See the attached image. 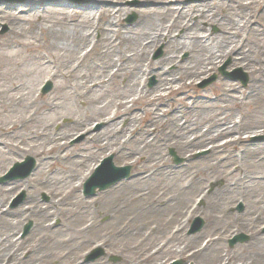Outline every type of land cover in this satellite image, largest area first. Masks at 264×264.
I'll return each instance as SVG.
<instances>
[{"label":"bare ground","instance_id":"bare-ground-1","mask_svg":"<svg viewBox=\"0 0 264 264\" xmlns=\"http://www.w3.org/2000/svg\"><path fill=\"white\" fill-rule=\"evenodd\" d=\"M44 1L31 0V3ZM95 1L96 7L76 10L54 5H29L27 12L18 13L17 10L10 9L1 18L12 23L16 21L17 28H12L9 38L0 44V81L11 84L7 90H0V109L5 118H10L6 114L16 110L17 113L22 111L24 115L21 118L25 126L27 125V130L18 134L16 119H6L12 127L7 128L6 124L0 127V158L4 161L7 155L22 152L35 155L39 161L26 182L15 184L17 188L23 187L30 193L24 205L14 210L4 208L3 196L6 189H0V264H51L52 260L60 259V256L45 251L48 250L46 245L49 243L67 249L68 252L64 256L78 253L77 258H73L70 263L82 264L80 260L84 257L83 247L97 244L92 240L94 236H99L102 241L99 247H110L113 241L129 238L140 241L139 245L129 250L136 252L147 242L142 237L143 222L148 217L161 219L168 212L174 213L169 216L177 217L179 214V217L187 222L179 228L180 233L187 228L194 215L200 212V207L193 205L187 208V203L191 200L189 196L194 192L202 190L201 193H204L202 183L196 181L199 172L203 170L198 168L194 175L189 176L188 186H179L173 194H168L170 196L161 193L156 198L152 192L143 189V185L153 179L154 173H157L155 177H167L166 171H169L171 174L168 177L173 180L178 175V171L170 166L163 168L167 165V159L160 157L161 150L171 146L182 152L211 145L210 152L213 155H221L225 147L246 144L244 139L264 132V126L259 128L258 123L249 125L248 131L246 127V130L240 127L241 122H231L232 107L241 102L233 92L235 87L229 83L222 86V95L218 96L222 100L221 103L224 102L221 106H202L199 103L185 107L181 103L172 110L160 109L162 98L174 94L185 96L183 91L188 79L205 75L209 68L217 67L227 58H231L234 65H241L252 73L254 79L248 95L253 99L257 110L264 105V46L257 44V51L251 47L254 41L264 40V2L260 3L257 11L251 10L246 15L235 12L236 7H243L246 0H204L205 5L202 8L148 7L140 11V18L134 26L123 27L118 25L116 19L125 11L121 6L127 0ZM141 1L144 5L162 3V0ZM207 4L212 7L207 8ZM248 6L253 7V3ZM174 12L179 13V17L168 22ZM23 13L29 14L28 17H22ZM258 22L261 24L257 27ZM206 24L218 25L221 33L212 37L204 36ZM177 32L178 36L175 35ZM95 34L99 36L97 39L94 38ZM159 44L165 46V57L158 62H149L147 66L142 64L144 59L149 58L150 49ZM15 48L17 53L14 52ZM22 50L37 52L36 64L28 71H20L19 56ZM43 51L53 53L54 57L50 54L44 57ZM185 51L189 53L188 61L179 63L177 75L170 77L164 66L175 63ZM90 60L88 65L87 61ZM12 64L14 67L17 64V75L16 70L14 73L8 69H15L11 67ZM6 67V73L2 72ZM148 71L158 77L157 88L153 91L143 87V77L147 76ZM27 78L31 84L24 82ZM34 80L36 85L33 84ZM47 82H54L52 93L47 97L38 96L40 88ZM122 82V92L113 96L111 101H106L104 95H96L105 87L111 84L118 86ZM177 82L179 88L176 86ZM134 88H137L138 98L128 100L126 93L132 92ZM80 90L85 91L84 94L77 93ZM69 91L74 93L70 95ZM69 98L76 102L85 101L91 112L71 118L72 123L69 126L59 133H52L56 118L47 121L43 117L55 113ZM116 102L115 111H108V106ZM143 105L145 108L143 107L142 111L147 114L145 127L140 126V115L135 112L136 107ZM93 119L103 124L97 134L91 133ZM125 120L129 125L124 128L120 125ZM261 124L264 125V121ZM237 129L243 132L240 133ZM79 133L85 135L80 146L84 143L91 144L101 148L100 151L113 146L116 148L113 151L118 152L122 149L119 143V137L122 135L126 137L124 145L140 143V149H128L129 154L134 156V164L142 165L140 173L131 181L120 183L99 198L78 197L80 188L93 175L96 167L93 164L95 155L90 150H85L81 155L66 149L67 141ZM221 139L228 140L220 143ZM247 144L244 146V156L252 159L260 157V162H264V145ZM56 164L64 168H57L52 172V167ZM218 164L217 162L214 167ZM150 170L154 172L150 173ZM239 170L237 167L235 173H242L243 170ZM48 186L62 187L63 191H52V198L45 206L36 195L31 196V192L39 193ZM263 187L264 177L243 173L234 183L226 182L219 192L223 194L221 197L225 194L247 196L257 188ZM128 188L132 189L130 193H126ZM114 195L115 198H112ZM214 196L199 197L202 201L210 200L205 216L208 228L206 226L205 230L215 228L217 231L221 225L224 226L225 217L229 220L232 218L226 216V202L221 201L222 199L213 201ZM163 198L165 208L161 209L159 203ZM99 201L104 211L112 215L118 213L121 220L126 217L127 220L122 221L123 223L119 220L116 228L100 225L97 217L92 216ZM258 203L259 207H255L258 210L261 208L260 212L255 211L253 216L246 214L236 217L235 223H238L240 230L251 233V245L255 246L259 253L251 259L252 263L244 261V255L240 254L231 257L226 264H264V235L257 228L259 219L264 218V200ZM60 213L66 218L67 225L55 227L52 221ZM246 216L250 220H246ZM84 217L92 218L91 222L84 225ZM253 217L257 220L253 221ZM32 218L34 226L30 236L18 238L16 219L19 226L22 220ZM249 223H254L251 231L248 230ZM164 227L165 224L160 231L159 227L156 228L151 236L164 235ZM219 234L214 240L208 241L205 247L202 246L205 241L202 233L186 237L179 245V254L187 256L190 248L199 244L198 250L187 256L195 258L198 264L202 257L210 258L216 254L220 242H224L229 233H221L219 230ZM94 264L105 262L100 260ZM130 264H141L140 258Z\"/></svg>","mask_w":264,"mask_h":264},{"label":"rangeland","instance_id":"rangeland-1","mask_svg":"<svg viewBox=\"0 0 264 264\" xmlns=\"http://www.w3.org/2000/svg\"><path fill=\"white\" fill-rule=\"evenodd\" d=\"M226 1V0H224ZM264 2V0H246L243 7L237 8L235 12L243 13L244 15L249 14L251 10L257 11L260 8V3ZM49 3V4H47ZM204 0H162V3L159 4H149L144 5L141 0H127L126 2L122 3V8L125 10L121 14L117 16V23L118 25H122L123 27H132L134 26L139 18H140V11L144 8L148 7H155V6H175V7H189V6H200V8L203 7ZM253 3V7H249V4ZM44 6V5H54L57 7H66V8H72V10H76L78 8L82 9H88L96 7V1L95 0H45L44 3H31V0H18L15 3H8L6 0H0V44L6 41L11 33L12 28H17V23L15 22H8L3 21L1 18H3V14H6L10 9H15L18 11V13H21L22 11H28L27 6ZM207 8H211V5L207 4ZM33 7H31L32 9ZM25 13L21 14L22 17H28V15H24ZM179 13L174 12L172 13L171 18L168 20V22H171L173 19L178 18ZM197 17V16H196ZM196 20V19H195ZM169 24V23H168ZM261 22H258L256 25L257 27L260 26ZM206 31L203 32L204 36H216L221 33V28L216 25H205ZM39 33V32H38ZM179 32H177L175 35L178 36ZM40 36V33H39ZM38 36V37H39ZM99 36L97 34L94 35V38L97 39ZM253 40V39H252ZM254 41V40H253ZM257 44H261L264 46V40L256 42L251 44V47L253 50L257 51ZM90 48L87 49L89 51ZM262 51V49H260ZM14 52L17 53V48L14 49ZM8 53V51L6 52ZM46 51L42 52V55L44 57L48 56ZM166 51L165 46L163 44H159L158 46L150 49V56L148 59H144V63L146 66L149 62H158L162 60L165 57ZM37 55V52L34 53L31 50H22L21 55L19 56L20 60V71H28L31 68H34V64H36L35 56ZM50 56L53 58L54 54H50ZM22 57V58H21ZM189 53L188 52H182L180 56L178 57L177 61L173 64H166L164 66V69L166 72H168V75L170 77H174L178 73V66L179 63L184 64L188 61ZM93 60V59H92ZM147 60V61H146ZM17 63V56L15 59ZM91 62L87 61V64L89 65ZM15 65V63H14ZM12 64L11 67H14ZM7 68L2 69V72L6 73ZM15 69L8 68L10 71L12 70L17 75V64ZM221 72H225L227 74H230L229 77L222 76ZM147 76L143 77V87H145L148 91H153L157 88L158 84V77L153 74H149V71L146 73ZM214 76H217V80L212 83L211 85L207 87H203L207 82H209ZM244 78H247V84L243 85L242 81ZM254 79V76L252 73L242 67L241 65H234L231 58L225 59L222 63H220L217 67H214L212 69L209 68L208 72L205 75L199 76L197 78L188 79L185 83V90L183 91L186 95H166L162 100L160 101V106L163 110H172L176 108V106L181 103L185 105V107H191L192 104H199L204 105H213L215 107L221 106L223 103L221 98L218 96L222 93V86L226 84H231L235 87V90L233 91L235 96L240 99V104L238 106L232 107L233 111V121L231 119V122H241L240 127L244 130L245 127L248 130V126L252 124H259V128H263V124H261L264 121V105L260 106L257 110L254 101L252 98H250L249 94V88L252 84V81ZM29 78H27L24 82H27L31 84L32 82H28ZM17 81V76H16ZM38 81V80H37ZM48 83V82H47ZM44 84L42 88H40V91L37 93L38 96L47 97L50 95L54 88V82H51L52 88L51 90L44 94L43 90L44 87L47 85ZM34 85H36V80L33 82ZM9 82H3L0 81V90H7L10 87ZM179 82L176 83L177 88H179ZM122 84H111L104 89H102L98 94L96 95H104V99L106 101H111V98L113 96H116L117 93L122 92L121 87H123ZM85 91L80 90L77 91V93L84 94ZM74 93V91H69V94ZM76 93V92H75ZM241 93V94H239ZM74 95V94H72ZM126 96L129 97L128 100H134L138 98L137 96V88L132 90L130 93H126ZM204 98H200V97ZM182 100H185L182 101ZM182 101V102H181ZM116 103H111L107 110L110 112L115 111L114 108L116 107ZM143 106L136 107L137 109L135 112L140 115V126L145 127L146 123L145 120L147 118V114L145 111H142ZM145 108V107H144ZM220 108V107H219ZM216 108H213L215 110ZM90 113L89 107L87 103L83 100L76 102L73 100V98H69L68 102L63 103L60 109L56 110L55 113L52 112L49 115H46L43 117V119H46L47 121H51L52 119L57 120L56 124L53 126L52 133H59L61 130H63L65 127L69 126L72 122L71 118H78L80 116L85 115L86 113ZM10 116V118H5V115H2V110L0 109V127H4L5 124L7 125V128H11L12 126L9 124V121L6 119H16L15 121V127L17 129L18 134H22L26 132V127L23 120L22 115L23 112L20 111L17 113V110L13 113L6 114V116ZM160 116L162 114H159ZM162 118V117H161ZM164 119V118H162ZM92 123V134H97L103 127V124L101 121H98L97 119H93L91 121ZM9 124V125H8ZM233 124V123H232ZM261 124V125H260ZM129 125V122L127 120L123 121L121 123V127H127ZM258 128V129H259ZM240 129H237L238 132L242 133ZM246 130V129H245ZM250 130V129H249ZM248 130V131H249ZM257 135L252 136L251 138L244 139L243 141H247L251 145H264V132L263 133H256ZM85 135L84 134H77L74 135L71 139L67 141V150L69 152H74L75 154H81L83 155L85 153V150H90L92 154H94V165L96 166L95 169H97L101 162L104 159L112 158V162L116 167H130V178L129 179H123L120 180L117 184L113 185L112 187L97 192L93 196H88V199H96L99 198L101 195L107 193V191L112 190L114 187L119 185L120 183H127L131 181L132 178L136 177L137 174L140 173V169L142 168V165L134 164V156L130 155L128 152V149H140L139 144L132 142L131 144L124 145L123 142L126 141V137L123 135L120 136V146L122 149L118 150V152H114L113 146H108L104 151H100L101 148L91 145V144H85L83 146H80L83 143ZM228 139H221L220 143L226 142ZM7 142V141H6ZM246 142V144H247ZM246 144H239L235 147H225L224 152L221 153V155H213L210 152L211 145L204 148H199L197 150L194 149H187L180 152L176 147L169 146L168 148H165L164 150H161L160 157H163L167 159V165L163 167L164 169H167L168 166L172 167L174 170L178 171V175L174 177L173 179H170L169 174H171L169 171H166L167 177H155L157 173H154L153 179L147 183V185H143V189L148 190V192H152V194L157 198L161 193L173 194L174 191H176L179 186H188L189 183V176L194 175V173L197 172V169L200 168L203 171L199 172V178L196 180L202 183L203 185V191L202 190L198 192H194L189 196V203H187V208L190 206H198L200 207V212H198L196 215H194V218L190 221L187 228L182 232H177L173 234V232L178 229L179 231V224L182 219V217H179V214L177 217L171 216L174 215V213L168 212L165 217L158 219V218H151L148 217L142 224V237L147 240L145 245L143 247H140L138 251H129L132 247H135L140 244V241H136L134 239H124L123 241H113L110 243V247L103 246L99 247L102 242L99 238V236L92 237L93 242L97 243L92 247L84 246L83 247V259L80 260L82 264H94L96 262L104 261L105 264H130L140 258L141 264H173L175 262H182V264H197L195 262V258H189L190 254H193L196 252L199 248V244H194L193 247L190 248V253L187 254V256H181L179 254L180 249L179 245L182 243L186 237H192L197 234H203L205 236V241L202 244L203 247L206 246L208 241L214 240L218 237L219 230L222 232H228V238L224 242H220V246L218 247L217 253L219 254H213L210 258H204L198 260V264H226L229 262V259L232 257H236L237 255L243 254L244 261H248L249 263H252V260L255 256V254H258L259 252L256 251V247L252 246V238L251 233L245 230H240L238 223L236 221V217H242L246 214H249L250 216H253L254 212L256 213L260 212L261 208L258 210L257 204L258 201L264 200V187L259 189L257 188L252 193L248 194L247 196L242 194H225L224 196H220L223 194H220L219 190H222L226 182L234 183V181L238 178H240L243 173H251L255 176H262L264 177V162H260V157L252 159V158H246L244 156V146ZM247 144V145H249ZM95 147V148H94ZM194 150V151H193ZM7 159L0 158V189L5 188V194L3 196V200L5 202L6 209H17L21 205H24L27 195L29 196L30 193L28 191H25L23 187L17 188L15 186L16 183H24L26 182L30 177H27L26 179H11L6 182H2V179L8 174V172L14 167L17 163H23L27 157H31L35 160L36 164L39 161L35 155L32 154H24L22 152H17L14 155H7ZM1 157V155H0ZM219 163L217 167H214L216 163ZM239 167L240 170H243L242 173L236 174L235 169ZM54 172L55 170L64 168L63 166L55 165L52 167ZM36 169V168H35ZM153 169V168H152ZM157 169V168H156ZM155 169V171H156ZM239 170V171H240ZM95 171V170H94ZM93 171V172H94ZM34 172V171H33ZM150 173H153L154 170H150ZM17 175V173L15 174ZM165 176V173H164ZM17 177V176H16ZM91 178V177H90ZM89 178V179H90ZM172 178V177H171ZM87 182V181H86ZM82 185L80 188V193L78 197L84 198V185ZM243 191L244 189L241 188ZM52 191H63L62 187L57 186H48V188L42 190L41 192L33 191L31 192V196L38 197L39 201L43 205H48L49 201L51 200ZM132 191L131 188H128L126 190V193H130ZM22 194H25L24 197H22ZM214 196V200H221L226 202L228 207H226V216L232 217L230 220L229 218L225 217L224 219V226H220L218 230L216 231L215 228H212L210 230H205V227L207 226L208 222L206 220V214H207V207L208 202L210 200H203L199 199L201 196ZM1 195V194H0ZM126 195V194H125ZM170 196V195H168ZM115 198V195L112 197ZM165 198H163L160 203L159 207L161 209L165 208V203L163 202ZM198 203L195 204V202ZM223 202V203H224ZM101 201H99L97 207L94 210V215L97 217V221L100 225H103L104 227L112 226V228H116V226L119 224V220H121L120 215L118 213L112 215L106 211L103 210V206L100 204ZM101 205V208H100ZM240 206H242V211H239ZM257 208H256V207ZM100 208V209H99ZM56 210L58 208H55ZM54 209V211H55ZM96 210H99L96 212ZM101 211V212H100ZM96 212V213H95ZM169 214H171L169 216ZM258 215V214H257ZM57 217L52 221V224L55 225V227H58L60 225H67L66 218L63 214H57ZM169 216V217H168ZM127 218V217H126ZM126 218H123L121 220V223L125 222L127 220ZM177 218V219H174ZM200 218L203 221V228L200 232L196 234H191V224L194 219ZM84 225L91 222L92 218L84 217ZM132 219V218H130ZM246 220H250L248 216L245 217ZM129 220V219H128ZM257 220L253 217V221ZM123 221V222H122ZM32 224L31 229L29 233L24 236V229L28 224ZM17 231H18V238L24 239L28 238L30 234L32 233V229L34 226V219H25L22 220V223L17 226V219L15 221ZM165 224V234L164 235H158L156 237H152L151 233L159 227V231ZM258 230L261 231V233L264 235V218L259 219L258 223ZM109 228V227H108ZM208 228V226H207ZM254 228V223H249L248 230H252ZM158 231V230H157ZM158 231V232H159ZM236 235H244L247 237V240L243 243H238L234 246H230L229 242L233 239ZM67 238V236L65 237ZM142 238V239H143ZM101 241V242H100ZM92 242V243H93ZM46 249L48 253L52 254H59L60 259L56 258L52 260L51 264H71V260L73 258H77V254L70 253L68 256H64L66 254L67 249L61 247L60 245H56L54 243H49L46 245ZM100 251L103 252V255L95 260H92L90 255L93 252H96V254H100ZM246 255V256H245ZM62 258V259H61ZM146 259V261H144ZM116 260V261H114ZM238 264H241V262H238Z\"/></svg>","mask_w":264,"mask_h":264},{"label":"water","instance_id":"water-1","mask_svg":"<svg viewBox=\"0 0 264 264\" xmlns=\"http://www.w3.org/2000/svg\"><path fill=\"white\" fill-rule=\"evenodd\" d=\"M8 1H11V0H8ZM224 75L227 76L228 74H224ZM216 79H217V77L214 76L207 84H205V86L213 83ZM243 84L244 85L247 84V78L243 79ZM50 89H51V84H49L45 88L44 93H47ZM34 167H35V161L32 158H27V160L24 163L16 164L14 166V168L11 170L10 174L2 179V182H6L8 180L15 179V178H23L24 179L31 174ZM21 168H24L25 171L22 174H18V172ZM103 170H109L111 172L110 176H108L106 179H102V177L100 175L101 171H103ZM16 173H17V175H15ZM129 175H130V167L116 168L112 162V158H109V159L105 160L103 166L96 171V174L94 175V177L90 181V183H87V185L85 186V192L84 193L86 196L95 195L97 188L99 189V191L105 190V189L111 187L112 185H114L119 180H121L123 178H127ZM22 197H24V194L22 195ZM195 223L196 224L198 223L199 226L193 230V233L199 231L203 225V222L200 219H197ZM30 228H31V224H29L25 227V230H24L25 235L28 234ZM102 255H103L102 252H100V254H96V252H95L91 256V259L95 260ZM114 261H116V260H114ZM175 264H180V263H175Z\"/></svg>","mask_w":264,"mask_h":264}]
</instances>
